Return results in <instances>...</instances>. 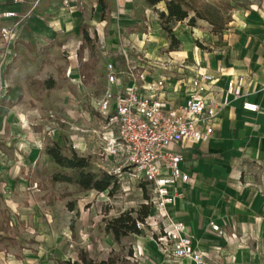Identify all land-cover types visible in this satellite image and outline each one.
Returning a JSON list of instances; mask_svg holds the SVG:
<instances>
[{"label":"crops","instance_id":"obj_1","mask_svg":"<svg viewBox=\"0 0 264 264\" xmlns=\"http://www.w3.org/2000/svg\"><path fill=\"white\" fill-rule=\"evenodd\" d=\"M133 1L147 7L146 15L135 22L136 34L131 32L134 28L113 24L117 17L125 15L117 2L107 18H99L93 35L88 36L90 42H85L74 35L81 0H64L66 7L59 0H25L21 5L0 0V14L11 11L18 16L0 19V27L11 29L21 20L15 39L5 42L0 39V264H12L16 253L15 247L6 242L10 232H15L9 227L13 215L4 221L2 212L18 208L26 220L25 190L33 185H40L41 195L46 194L48 185L78 189L50 181L61 169L45 149L37 148L39 138L32 137L29 130L19 125L18 113L22 97L30 91H88L76 51L94 43V36L99 44L96 49L103 72L102 91L105 60L100 53L101 42L111 51L123 42L132 48L128 49L132 57L141 58L142 63H156L146 68L148 78H167L161 100L169 108L181 104L188 96L185 80L198 69L215 79L204 96L221 103L228 81L243 78L241 97L229 96L211 137L172 145L171 150L182 157L179 167L189 179L178 186L180 197L167 211L173 220L185 225L193 248L203 255L204 264H264V12L247 11L225 29L206 33L202 37L207 42L206 48L202 49L194 45L186 31L175 29L173 34L181 43L180 50L160 53L169 42L159 19L152 18L151 30L144 20L149 7L144 0ZM59 50L67 54L66 62L54 57ZM64 64L66 79H60L59 70ZM49 79L54 82L52 89L44 85ZM243 101L255 103L258 111H243ZM120 187L125 192L124 186ZM125 210L126 207L120 212ZM28 229L25 221V236ZM149 231V236L122 238L131 237L132 251L126 259L134 264H194L190 259L174 261L163 256L154 240L157 231ZM43 238L38 236L37 240ZM22 250L24 254L29 251L25 247ZM84 254L78 252L76 262L81 263L80 256ZM102 261L106 259L99 262Z\"/></svg>","mask_w":264,"mask_h":264},{"label":"rangeland","instance_id":"obj_2","mask_svg":"<svg viewBox=\"0 0 264 264\" xmlns=\"http://www.w3.org/2000/svg\"><path fill=\"white\" fill-rule=\"evenodd\" d=\"M59 1L61 6L66 7L64 0ZM185 1L203 19L190 11L188 17H194L193 27L189 26L188 20L169 24L168 27L173 32L175 29L186 31L194 45L200 49L206 48L204 44L207 42L202 38L206 33L225 29L235 17L242 16L247 11L255 9L264 12V0ZM117 2L125 15L117 17L113 24L120 23L127 28H134L131 32L136 34L138 26L135 22L146 15L147 7L143 3L133 0H81L82 8L79 21L76 19L78 26L74 35L81 41H84L85 34L92 36L99 18H107ZM163 10V4L149 8L144 20L151 30L152 18L158 19V13ZM211 23L215 25L214 30ZM96 44L99 45L98 38L94 36V43H87L76 51L80 71L85 75L83 84L88 91H30L22 97L18 120L19 125L29 130L32 137L39 138L37 148L40 151L59 142L63 153L73 149L77 154L87 157L93 163L95 171L104 172L114 170L116 163L106 153L109 145L105 138L107 127L91 104L103 92L100 85L103 82L102 65ZM180 48L181 43L178 51ZM168 51L169 44L160 53ZM66 55L59 50L54 57L66 62ZM18 66L20 67L19 64ZM65 67L66 64L61 67L62 71L59 70L60 79H66ZM120 184L124 186L125 192L120 187L111 197L106 192H81L68 185L45 186L47 192L42 195L39 193L40 185L26 189V220H23L18 208L17 211L8 209L1 215L4 221L13 215V223L9 227L14 228L15 232H10L11 236L6 241L16 249L12 264H82L76 262L78 252L85 253V259L94 262L93 264H98L102 259H106L109 264H134L133 260L125 258L131 255V237L114 242L110 235L104 233V225L110 218L117 217L121 209L126 207L127 211L137 208L138 202L144 201L143 192L148 197V191L143 185L125 177ZM25 221L29 224L26 236L23 232ZM150 232L145 229L143 235L149 236ZM38 236L44 237V240H37ZM24 247L29 250L26 254L22 250Z\"/></svg>","mask_w":264,"mask_h":264},{"label":"built area","instance_id":"obj_3","mask_svg":"<svg viewBox=\"0 0 264 264\" xmlns=\"http://www.w3.org/2000/svg\"><path fill=\"white\" fill-rule=\"evenodd\" d=\"M10 2L21 5L25 0ZM17 17V13L11 11L0 14V19ZM20 21L11 29L0 27V39L4 42L15 39ZM129 48L123 42L114 51L107 50L103 42L100 45L105 60V86L101 97L94 103V110L107 127L105 138L109 145L106 153L116 163L114 170L104 172L114 175L119 183L125 177L146 188L148 199L144 203L151 206L152 213L141 227L157 231L154 240L163 256L174 261L190 259L194 264H204L203 255L193 248L185 225L173 220L167 211L180 197L178 186L189 179L179 167L182 157L171 147L184 140L211 137L229 96L241 97L243 78L228 81L221 103L204 96L208 85L215 79L198 69L185 80L188 96L181 104L169 108L161 100L167 78L149 79L146 68L156 63H142L141 58L131 56ZM163 69L166 71L167 67ZM241 109L256 113L258 105L243 101Z\"/></svg>","mask_w":264,"mask_h":264},{"label":"trees","instance_id":"obj_4","mask_svg":"<svg viewBox=\"0 0 264 264\" xmlns=\"http://www.w3.org/2000/svg\"><path fill=\"white\" fill-rule=\"evenodd\" d=\"M145 4L149 8H155L156 6L163 4L164 10L158 13V19L162 30L166 33V37L169 41V52L178 51L180 45L179 40L174 36L173 31L169 24L181 23L188 20L189 26H194V17H188L189 12L192 11L195 15L203 19L199 13L192 10L185 0H144ZM213 30L215 25L211 23ZM217 30L215 29V32ZM84 41L90 42L88 35H84ZM44 85L47 89L54 88V82L47 80ZM46 154L54 161V163L61 169V171L55 173L51 182L65 183L69 185L77 186L81 192H96L98 194L107 193L111 197L118 189H120V183L114 175H110L106 172L97 170L95 171L87 157L81 156L73 149L69 150V154H64L62 147L54 142L45 148ZM145 188V187H144ZM146 191V190H145ZM144 201L137 206V208L123 211L117 217H114L105 222L104 232L110 235L114 242H119L121 238L127 236H141L144 234L146 228H142L145 219L151 215L152 208L149 204H145L148 197L143 192ZM71 229L73 225L71 223ZM80 262L82 264H93L87 261L83 255L80 256ZM61 264H69V262H63ZM77 264V263H72ZM98 264H109L108 262H99Z\"/></svg>","mask_w":264,"mask_h":264}]
</instances>
